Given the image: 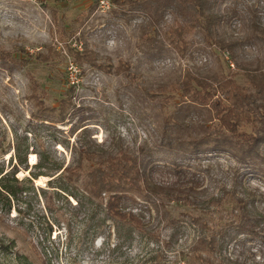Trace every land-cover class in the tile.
I'll return each mask as SVG.
<instances>
[{"label": "rangeland", "instance_id": "rangeland-1", "mask_svg": "<svg viewBox=\"0 0 264 264\" xmlns=\"http://www.w3.org/2000/svg\"><path fill=\"white\" fill-rule=\"evenodd\" d=\"M99 1L0 0V164L4 172L15 162L11 160L14 131L27 136L28 170L16 174L27 184L29 171L37 162L36 150L49 147V158L63 169L74 162L80 149L77 140L87 128L96 143L106 144L112 151L121 147L112 143L123 138V146L129 147L147 170L152 168L161 182L173 178L168 168L183 164L187 177L195 174L193 180L202 181L199 199L206 204L223 189L235 187L236 197L243 193L248 202L252 201L257 230L264 234V171L254 172L227 153L199 154L196 159L176 152L167 145V139L189 141L201 136L214 114L210 107L180 104L178 95L162 109L159 101L147 93L158 84L181 80L186 71L212 81L215 74L236 70L239 62L264 67V44L248 42L245 37L250 32L248 17L253 13L264 27V0H215V10L224 17L217 27L218 34L207 39L200 27L192 28L183 53L169 46L163 36L174 19L185 20L173 7L165 10L159 26H151V16L139 4L108 0L109 7L102 8ZM250 3L256 5V11L249 10ZM218 37L225 42L240 41L234 47L236 58L230 55L233 64L229 67L213 41ZM84 45L99 54V63H110L112 70L106 73L77 66L70 49L81 51ZM38 52L48 53L50 60H35ZM6 53L29 58L27 65L20 70L13 67L9 59L1 60ZM119 61L129 66L128 75L113 71ZM69 86L75 87L76 113L54 126H39L31 118L35 95H40L46 105L57 107ZM216 96L214 101L218 100ZM177 114L184 120L179 129ZM166 116H171L167 126L163 121ZM216 124L212 121L210 129ZM198 163L200 168L196 169ZM52 178L32 180L36 197L27 212L18 211L23 205L16 199L10 200L9 208L0 199V264H192L190 248L201 235L217 236L219 243L212 254L216 261L264 264L260 238L232 236L228 231L238 210H233L235 200L231 194L210 208L161 196L157 204L163 205L160 210L166 214L157 216L152 206L147 211L140 203L132 207L143 217L144 228L137 229L107 218L104 206L88 200L79 185L68 186V191L62 192L59 181L49 182ZM39 187L50 194L61 191L71 206L55 198L52 202L45 200L36 190ZM71 192L81 201L78 210L73 209L78 200L69 195ZM194 217L202 218L205 227L194 222Z\"/></svg>", "mask_w": 264, "mask_h": 264}, {"label": "trees", "instance_id": "trees-1", "mask_svg": "<svg viewBox=\"0 0 264 264\" xmlns=\"http://www.w3.org/2000/svg\"><path fill=\"white\" fill-rule=\"evenodd\" d=\"M117 1L120 2V0ZM121 2V4L130 2L143 6L146 14L151 16V19L149 18L151 26H159L165 10L173 7L185 20L178 22L177 19H174L173 23L164 30L163 36L169 46L181 51V53L186 48V36L192 28L200 27L208 39L218 34L217 27L224 19L222 14L215 10V0H123ZM248 8L256 11L254 3H250ZM247 25L250 28V32L245 36L247 41L254 44L257 42L264 44V27L261 26L256 13L248 17ZM213 41L222 50L229 67L230 64H233L230 55L233 59L236 58L234 47L240 41L228 40L225 42L220 37L214 38ZM19 50L24 52L23 48H19ZM51 50L52 48L49 51ZM70 52L73 62L79 67L89 66L101 69L106 73L112 70L110 63L107 65L99 63V54L92 51L87 45L82 46L81 51L70 49ZM4 55L7 56L1 60L9 59L13 67L15 66L19 70L27 65L29 59L13 57L10 53ZM34 59L39 62H48L50 55L38 52L35 54ZM113 71H124L128 75L130 68L127 64L119 61L113 67ZM237 77H240L242 82ZM147 93L150 97L159 101L162 109H165L167 104L178 95L180 104L210 107L214 114V118L209 120L210 124L203 127L201 136L192 138L189 141L181 138L167 139L169 143H165H168L167 145L174 148L176 152L188 153L189 156L194 155L196 159L199 154L227 153L238 164L249 167L254 172L264 171V67L259 65L248 66L239 62L236 70L220 75L215 74L212 81L191 71H186L181 80L158 84L152 88V92ZM74 95L75 87H67L65 97L59 101L57 107H53L46 105L42 97L36 94L31 118L37 120L41 127L54 126L57 123L64 122L68 116L76 113V111H73ZM215 95H217V101L213 99ZM179 116L176 115L178 124L176 127L178 129L182 127L184 122V120L179 119ZM209 117H211L210 114ZM170 120L171 116L164 117V125L167 126ZM212 121H216L217 124L210 129ZM83 130L84 133L77 140L80 149L74 162L63 169L58 163L49 158V147L42 146L36 150L37 162L33 166V171H29V176L26 179L27 184L24 180H19L16 177L21 169L28 170L26 161L29 148L27 136L19 135L14 131L15 140L13 141L11 160H15V162L6 172H4V165L0 164V199L3 200L4 205H8L9 208L10 200L16 199L23 205V209H18V211L23 212L24 210L27 212L32 206V200L36 197L32 180L39 177L52 178L58 174L49 182H54L52 180L59 181L58 188L62 192L68 191V186L79 185L87 195L88 200L94 202L98 207L104 206L107 218L113 219L116 223L119 221L127 222L137 229H142L144 228L143 217L141 214H136L132 209L140 203L144 204L143 206L147 211H149L148 206H152L157 216L166 214L165 210H160L163 205L157 204V199L161 196L170 201L190 205L203 203L207 208H210L221 204L222 198L227 194H231L235 200L233 210L235 207L238 210L235 211L237 215L234 220L228 224V231L232 232V236L245 234L260 238L264 243V234L257 230L258 219L256 216H252L254 208L252 201L248 202L243 193L240 197H236L235 187L230 190L223 189L217 197H210L206 204L199 199L200 192L198 188L201 186L202 181L193 180L195 174H191L192 178L187 177V168H183V164L175 163L172 168H168L167 172L172 173L173 178L161 182L152 173V168L147 170L129 147L123 146V138L118 137L117 142L112 143L113 146L121 145L118 150L112 151L106 144L96 143L90 137L87 128H83ZM171 141H174L173 144ZM194 167L196 169L200 168V163L194 165ZM205 170H209V167H206ZM59 171L60 173H58ZM189 182L190 185H187ZM36 190L45 200L49 199V202H52V199L55 198L56 200L65 201L67 205L71 206L66 198L67 195L62 194L59 190L52 194L47 192L48 189L42 187L36 188ZM202 192H205V190ZM69 195L78 200L76 207H73V209H80L81 201L78 196L73 192ZM192 220L202 228L205 227L202 218L194 217ZM220 239L223 240V237ZM218 243L216 235H212L210 238L203 235L198 237L190 248L193 256L192 264L195 262L223 264L212 257ZM205 251L207 254L203 255L202 252Z\"/></svg>", "mask_w": 264, "mask_h": 264}, {"label": "built area", "instance_id": "built-area-1", "mask_svg": "<svg viewBox=\"0 0 264 264\" xmlns=\"http://www.w3.org/2000/svg\"><path fill=\"white\" fill-rule=\"evenodd\" d=\"M99 2H100V6H101L102 8H108V7H109V2H108V0H100ZM231 65H232V64H231Z\"/></svg>", "mask_w": 264, "mask_h": 264}]
</instances>
